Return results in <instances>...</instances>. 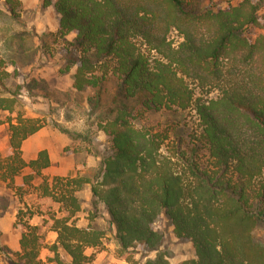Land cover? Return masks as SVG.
Segmentation results:
<instances>
[{
	"label": "trees",
	"instance_id": "16d2710c",
	"mask_svg": "<svg viewBox=\"0 0 264 264\" xmlns=\"http://www.w3.org/2000/svg\"><path fill=\"white\" fill-rule=\"evenodd\" d=\"M222 1L42 0L59 15L58 34H75L62 72L76 67L73 88L91 90V111L103 105L106 82L116 83L99 114L112 146L92 186V206L102 205L108 229L71 221L82 208L77 193L89 181L44 179L43 194L63 213L52 218L55 264H94L86 249L98 248L108 232L123 258L140 246L155 254L143 264H171L165 232L154 228L161 217L195 249L196 258L180 264H264V240L257 236L264 225L263 3L226 0L223 8ZM9 10L17 15L13 5ZM172 31L182 37L177 46ZM190 111L196 125L186 121ZM158 112L178 121L166 120L158 130L141 123ZM40 128L21 117L10 123L12 154L0 161L1 181L13 182L26 166L39 174L50 165L46 150L29 163L22 157L23 141ZM37 230L28 225L23 232L15 264H40Z\"/></svg>",
	"mask_w": 264,
	"mask_h": 264
},
{
	"label": "rangeland",
	"instance_id": "374dc122",
	"mask_svg": "<svg viewBox=\"0 0 264 264\" xmlns=\"http://www.w3.org/2000/svg\"><path fill=\"white\" fill-rule=\"evenodd\" d=\"M239 1L234 0L231 4ZM260 1L263 3L260 17L263 18L264 0ZM11 5L17 15H11ZM228 5L226 0L220 4L223 8ZM58 28L59 15L54 6L44 7L42 0H10L9 4H6V0H0V98L5 99L6 108L0 109V161L7 160L12 154L9 125L21 117L25 123L40 124L39 130L46 128L47 132L38 139L47 146L63 145L61 155L70 158V167L73 161L75 163L67 176L45 175L43 169L36 174L34 169L26 166L13 182L0 180V264H15L18 261L16 252L20 250V239L28 225L38 227L40 264H55L51 247L57 243L58 233L53 230L52 218L61 217L63 213L59 212L60 204L43 194L41 185L44 179L49 183L55 177L89 181L77 193L82 208L71 221L79 227L88 226L92 220L94 225L104 229L109 226L102 205L97 210L92 206V186L100 182V163L110 153L112 146L111 138L101 128L103 116L99 117V114L105 110L116 91V83L111 79L106 82L103 105L96 112L91 111L87 103L91 90L81 93L73 88L76 67L62 72L67 63L68 43L75 34L61 37ZM168 37L173 46L182 41L177 31L170 32ZM33 79L38 81L36 88ZM25 85L32 87L30 93L23 89ZM45 92L50 93L52 99L45 97ZM196 92L201 94L199 89ZM185 118L188 124L196 125L198 122L194 111L186 112ZM166 120L178 121L176 116L158 112L145 114L141 123L158 130ZM60 127L66 128L68 134L62 133ZM93 212L98 213V217H93ZM154 228L165 232L164 247L171 264L196 258L192 243L177 240L166 218H159ZM257 236L264 240V225ZM133 251L128 258H123L110 232L104 236L98 248L86 249L88 255L95 254L94 264H143L147 258L155 256L153 253L146 254L140 246Z\"/></svg>",
	"mask_w": 264,
	"mask_h": 264
},
{
	"label": "crops",
	"instance_id": "0c3cea01",
	"mask_svg": "<svg viewBox=\"0 0 264 264\" xmlns=\"http://www.w3.org/2000/svg\"><path fill=\"white\" fill-rule=\"evenodd\" d=\"M44 132H47L46 128L39 130L37 133L33 134L32 136H30L29 138L23 141L21 148L23 159L26 162H30L31 160L37 159L39 152L43 150H47L51 165L43 169V174L45 175L50 174L51 176L69 175L71 173L70 170L75 167L74 161L72 167H70L71 166L70 158L65 157V155L64 156L61 155L63 154V145L57 144L56 147V145L47 146L43 144V142L40 141L38 138L39 136L43 135Z\"/></svg>",
	"mask_w": 264,
	"mask_h": 264
}]
</instances>
